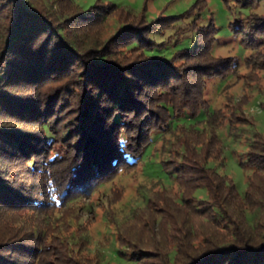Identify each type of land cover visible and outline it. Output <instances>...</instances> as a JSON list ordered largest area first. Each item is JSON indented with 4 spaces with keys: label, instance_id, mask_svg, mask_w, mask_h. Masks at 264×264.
I'll list each match as a JSON object with an SVG mask.
<instances>
[{
    "label": "trees",
    "instance_id": "obj_1",
    "mask_svg": "<svg viewBox=\"0 0 264 264\" xmlns=\"http://www.w3.org/2000/svg\"><path fill=\"white\" fill-rule=\"evenodd\" d=\"M37 1L0 0V264H99L83 253L84 230L76 243L58 218L28 228L17 225L19 212L57 210L135 166L173 120L207 109L205 80L235 75L238 63L212 53V20L190 24L193 46L165 58L150 35L177 17L150 21L101 0L87 8ZM109 19L117 27L105 36ZM232 30L253 52L246 65L263 70L264 14L250 11ZM219 115L210 113L203 129L176 126L180 135L161 163L178 192L154 191L134 222L116 228L118 256L128 264H264V133L248 144L240 193L216 168L224 161L213 127ZM238 120L247 121L231 116L229 127ZM55 146L62 154L50 156Z\"/></svg>",
    "mask_w": 264,
    "mask_h": 264
},
{
    "label": "rangeland",
    "instance_id": "obj_2",
    "mask_svg": "<svg viewBox=\"0 0 264 264\" xmlns=\"http://www.w3.org/2000/svg\"><path fill=\"white\" fill-rule=\"evenodd\" d=\"M40 1L50 6L49 0ZM74 1L87 8L97 0ZM101 1L113 3L134 13L144 11L150 21L159 17H177L168 27L158 28L150 35L151 39L160 44L155 53L165 58L193 46L195 31L190 24L196 22L198 25H206L212 20L217 29L212 53L215 56H233L238 63L235 75H228L223 79L207 78L204 89L207 109L196 117H189L186 114L188 117L173 120L163 133L154 136L151 145L135 166L120 170L117 175L103 182L95 190L86 195L75 196V200L57 210H51L48 205L37 211L22 210L16 217L17 225L28 228L34 222L37 225L40 221L43 227H48L42 220L43 217L58 218L59 223L66 227L67 233H70L73 242L79 243L76 230H81L78 234L84 230L83 237L86 242L83 245V253L85 252L88 257L98 259L99 264H128L118 256L115 230L116 228L122 230L126 228V223L134 222V214L145 206L148 197L154 191L166 188L173 194L178 192L177 184L163 169L161 163L168 160L172 144L180 135V126L176 127L178 124L188 126L197 123V127L203 129L207 123L202 120L208 118L213 111H219L218 119L222 120L213 127L222 139L224 161L221 166L214 162L210 165H216L220 173L229 176L240 193L245 191L247 176L250 173V169L244 163L245 152L253 135L257 132L264 133V69L251 70L246 65V57L252 51L244 47L240 38L234 35L232 25H236L238 20L247 16L250 11L264 14V0H258V5L253 8L239 6L236 0ZM116 27L115 20L109 19L105 36L114 33ZM231 116L237 119L244 117L247 121L243 123L242 120H238L241 122H233L229 127L228 121ZM14 126L25 131L34 129L32 124L24 122H14ZM59 154H62V150L55 146L50 156ZM30 183L36 185L34 179L30 180ZM198 194L203 195V190H199ZM49 240L50 238H47V241ZM46 256L52 259V256L48 254Z\"/></svg>",
    "mask_w": 264,
    "mask_h": 264
}]
</instances>
